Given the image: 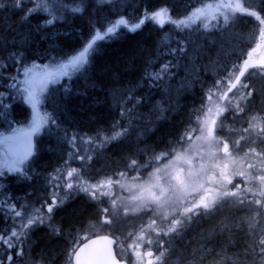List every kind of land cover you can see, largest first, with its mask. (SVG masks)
Instances as JSON below:
<instances>
[{
    "label": "snow or ice",
    "instance_id": "6c2138e0",
    "mask_svg": "<svg viewBox=\"0 0 264 264\" xmlns=\"http://www.w3.org/2000/svg\"><path fill=\"white\" fill-rule=\"evenodd\" d=\"M0 264H264V0H0Z\"/></svg>",
    "mask_w": 264,
    "mask_h": 264
}]
</instances>
